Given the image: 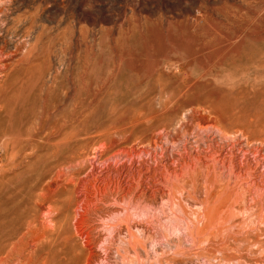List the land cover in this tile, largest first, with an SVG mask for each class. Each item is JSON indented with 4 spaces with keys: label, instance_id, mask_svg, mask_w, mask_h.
I'll list each match as a JSON object with an SVG mask.
<instances>
[{
    "label": "rangeland",
    "instance_id": "rangeland-1",
    "mask_svg": "<svg viewBox=\"0 0 264 264\" xmlns=\"http://www.w3.org/2000/svg\"><path fill=\"white\" fill-rule=\"evenodd\" d=\"M2 51L0 264H240L264 234V0H0Z\"/></svg>",
    "mask_w": 264,
    "mask_h": 264
},
{
    "label": "bare ground",
    "instance_id": "bare-ground-1",
    "mask_svg": "<svg viewBox=\"0 0 264 264\" xmlns=\"http://www.w3.org/2000/svg\"><path fill=\"white\" fill-rule=\"evenodd\" d=\"M4 32V31H2ZM19 32V31H18ZM10 33V32H9ZM11 35V34H10ZM9 35V36H10ZM14 35V34H13ZM13 37V36H12ZM6 42V41H5ZM8 43V42H7ZM6 44V43H5ZM3 48V47H2ZM4 49V48H3ZM4 51L0 52V55L3 56ZM240 191V190H239ZM238 194V193H237ZM248 212V211H247ZM263 212V211H262ZM204 218V217H203ZM204 220V219H203ZM247 221V220H246ZM252 222V221H251ZM204 224V223H203ZM255 231V230H254ZM258 231V230H257ZM251 232V231H250ZM249 231L245 234V238L241 243V251L245 252V255L242 257L240 264H264V234L253 235ZM244 237V236H243ZM235 241V240H234ZM222 242V241H221ZM237 243V241H236ZM240 243V241L238 242ZM239 245V244H238ZM237 247V246H236ZM240 247V245H239ZM238 248V247H237ZM238 249V250H239ZM235 255V254H234ZM240 258V257H239Z\"/></svg>",
    "mask_w": 264,
    "mask_h": 264
}]
</instances>
